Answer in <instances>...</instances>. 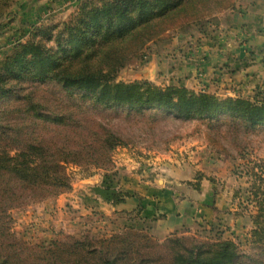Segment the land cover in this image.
I'll return each instance as SVG.
<instances>
[{
	"label": "trees",
	"instance_id": "16d2710c",
	"mask_svg": "<svg viewBox=\"0 0 264 264\" xmlns=\"http://www.w3.org/2000/svg\"><path fill=\"white\" fill-rule=\"evenodd\" d=\"M20 0H0V20ZM243 0H79L63 21L31 26V35L0 57V264H264V179L252 172L251 244H239L218 231L173 232L159 241L133 228L90 239L59 230L48 243H32L12 228V209L56 199L72 187L68 165L110 170V152L125 144L118 134L83 125L86 106H157L183 119L215 118L264 128V96H220L184 85H160L148 79L117 78L129 59L145 60L151 45L171 41ZM61 86L73 101L52 109L33 94L34 84ZM11 96L9 101L6 98ZM79 111L73 114V109ZM156 118V117H155ZM76 126L73 134L47 136L40 128ZM99 143L101 149H89ZM102 174L107 199L116 205L128 193L117 175ZM114 176V177H112ZM117 176V177H116ZM201 177V175H198ZM257 181V182H256ZM205 231L207 233H205ZM21 238H19V237ZM256 255V256H255ZM246 258V259H245Z\"/></svg>",
	"mask_w": 264,
	"mask_h": 264
},
{
	"label": "crops",
	"instance_id": "0c3cea01",
	"mask_svg": "<svg viewBox=\"0 0 264 264\" xmlns=\"http://www.w3.org/2000/svg\"><path fill=\"white\" fill-rule=\"evenodd\" d=\"M66 1L20 0L13 5L2 19L0 57L18 39L16 30L20 26L40 24L46 20L42 16L46 7L55 12V9L64 8ZM247 1L240 5L242 12L238 6L206 22L205 34L178 33L173 39L175 45L162 42L152 45L149 50L152 49L154 56H149V76L153 75L152 79L159 76L162 68V74L172 76L169 83L219 95L251 97L264 89V0ZM78 3L79 0L74 2L76 6ZM8 17H12L11 22H7ZM159 48L173 51L160 52ZM151 162L155 165L153 168L159 169L154 176L142 178L120 171L117 187L129 196L116 205L107 199L102 175L96 172L89 176L77 175L69 191L43 202V212L29 215L42 225L37 229L52 225L58 231H67L65 228L69 226L84 231L85 223L93 221L98 224L97 233L132 227L145 230L159 241L173 232L191 234L199 228L211 229L213 233L218 231L237 243L242 236L244 240L249 239L251 213L241 204L245 188L236 178L221 176L220 169L211 167L203 156L192 160L191 164L160 163L153 159ZM233 182L237 184L234 186ZM36 237L34 240L38 243L53 238L46 234Z\"/></svg>",
	"mask_w": 264,
	"mask_h": 264
},
{
	"label": "rangeland",
	"instance_id": "374dc122",
	"mask_svg": "<svg viewBox=\"0 0 264 264\" xmlns=\"http://www.w3.org/2000/svg\"><path fill=\"white\" fill-rule=\"evenodd\" d=\"M75 1L77 0H68L64 2V8L60 7L58 10L55 9V12L53 9L46 7V9L42 11V16L46 20L42 22H56L66 20L79 5L78 3L76 6L74 4ZM244 2L248 1L243 0L240 5H243ZM240 5L239 11L242 12L243 8H241ZM2 19L4 20V17L0 20V27H4V22ZM214 19L215 17H213L211 20ZM6 20L7 22H11L12 17H8ZM16 31L18 33L16 36L18 39L13 41L11 45H9L10 47L17 42L27 39L28 36L31 35L30 33L32 30L30 25L25 24L20 26ZM197 32L201 34L207 33V31L204 29V26L201 30H198V27H191L189 29L187 28L185 31L183 30L182 33L185 35H193ZM1 41L3 43L5 42V40ZM174 42H176V40H171L169 42L163 41L162 43L175 45ZM179 42H182V40ZM9 46L8 48H10ZM149 49H147L145 53V60L141 61L137 59H129L120 69L119 73L117 74V78L122 81H133L136 79L149 78L148 80H154L153 82L156 84L177 85L169 83V80L172 78V76L162 74V72H160L159 76L155 77L154 79H152V77H154L153 75L149 76V73L147 72L148 64L150 63L149 56H154V54L151 55L152 49ZM159 49L160 52L166 51L169 53L173 51L171 48L166 50L163 48ZM33 87V94L35 95V98L41 99L44 104L48 105L52 109H59V104H62L67 110L71 108L70 103L75 101L70 98V96H68L65 91H63L59 84L50 83L48 85H43L36 83ZM256 96L263 97L264 89L261 88L257 93L251 96V98ZM245 97L250 96L247 95ZM10 99L11 96H8L6 101H9ZM86 110L87 118L83 125H85L87 128H94L100 124V127H97V130H101L104 127L118 134L122 139H124L123 142H125V144L116 146L110 152V170L106 171L102 168L91 167V171L94 173L98 172L102 175L103 173L108 172L107 174L114 176L118 174L119 176L120 171L123 170L126 173L137 174L143 178L145 175L154 176L159 173V169L153 168L155 165L152 164V159L155 162L168 164H172L175 161V164L178 165V163L191 164L192 160L194 162L195 159H200V156H203L204 159H206L211 164V167L215 166L216 168L220 169L222 173L221 176H225L227 179L236 178L239 181V185L245 188V195H243V199L240 200L241 204L242 206L247 207V213H255L256 207L254 203H250L249 198L252 196L251 182L255 180L252 172H256L259 178L264 179L263 127L258 126L256 128H248L241 123H230L228 121L229 118L225 119V123H222V120L226 118L224 117L225 114H220L217 121L214 120L215 118L183 119L177 114L170 113L166 109L157 106L140 108L108 106L102 107L100 110L94 109L92 106H86ZM78 111L79 109L74 108L71 112L75 114ZM56 127L57 128L54 129L50 126V129H54V132H48L44 128H40L39 132L47 136H57L62 134L69 135L73 134L77 128L76 126H69L66 129H64L65 126ZM101 148L102 147L99 143H96V145L95 143H92V146L89 149L99 150ZM67 168L72 180L77 175L86 176L85 171L88 170L84 167L72 164L68 165ZM207 168L209 170L210 167ZM117 179L118 177L115 179V181H118ZM233 183L234 186L237 184L235 182ZM45 201L34 204L31 203L29 205L24 204L12 209L11 211V215L13 217V230L19 236L25 237V240H28L32 243L40 244L38 241L34 240V237L36 236L46 234L47 236H52L54 238L58 231L57 227H52V225L38 227L37 229V226L42 225L37 223L36 220H34L29 215H32L33 212H43L45 207L41 204ZM46 210L48 213H51L50 209ZM89 222L91 223H85L84 231L76 229L75 226H69L65 228L67 231L64 232L67 235L81 238L87 237L90 239L107 237L114 233L105 231L97 233L98 231H96V229L99 228L97 227L98 224L96 225V222L93 221ZM41 228L44 230H41ZM140 231L146 232L145 230ZM48 232H51L52 234H49ZM36 239H39V237H36ZM250 239L251 236L247 240H244L242 236V240L238 242V244L242 254H250V256H252L255 254L257 249L254 247L252 248Z\"/></svg>",
	"mask_w": 264,
	"mask_h": 264
},
{
	"label": "water",
	"instance_id": "95a60500",
	"mask_svg": "<svg viewBox=\"0 0 264 264\" xmlns=\"http://www.w3.org/2000/svg\"><path fill=\"white\" fill-rule=\"evenodd\" d=\"M162 71H163V69H162V68H160V69H159V73H160V72H162Z\"/></svg>",
	"mask_w": 264,
	"mask_h": 264
}]
</instances>
